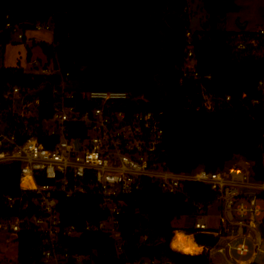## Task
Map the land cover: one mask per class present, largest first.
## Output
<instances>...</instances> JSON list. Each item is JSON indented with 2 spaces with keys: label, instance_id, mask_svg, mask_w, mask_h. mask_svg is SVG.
<instances>
[{
  "label": "trees",
  "instance_id": "1",
  "mask_svg": "<svg viewBox=\"0 0 264 264\" xmlns=\"http://www.w3.org/2000/svg\"><path fill=\"white\" fill-rule=\"evenodd\" d=\"M186 3L187 0H0V29L7 23L29 29L38 21H52V43L42 41L40 45L49 61L58 64L63 72H70V89L81 98L90 89H107L127 91L141 100L145 109L159 115L164 128V158L170 169H216L241 155L253 162L255 176L260 179L264 174V52L253 55L250 51H235L231 43L239 32L219 26L228 12L238 9L235 0H206V27L201 25L191 31L190 38L197 76H183L185 32L189 31ZM179 4L178 13L184 23L177 32L165 23L164 15ZM11 37L12 30L5 29L0 36L2 46ZM54 77L1 65L2 106L9 101L3 99L4 92L18 85L37 90L40 118L52 117L56 98L51 89L44 87L56 82ZM259 80L262 88L258 87ZM201 86L220 98L214 109L206 110L202 105ZM226 95L230 96L228 102L222 100ZM40 140L51 145L41 133ZM21 193L19 164H0V217L25 215V210L11 208L5 202L6 196ZM260 197L264 203V192ZM211 198L213 194L200 183H185L182 192L169 193L145 180L140 189L123 195L126 205L117 215L122 240L118 253L114 241L100 231L62 236L60 242L72 256H84L82 264H125L138 258L210 264L207 254L181 253L173 250L170 242L182 229L174 225V220L181 216L192 218L196 204L205 205ZM98 203L95 194H85L68 200L60 198L58 208L66 225L82 227L86 220L104 216ZM184 228L191 232V223ZM16 238L18 264H45L40 232L22 229ZM195 242L213 244L215 239L196 234ZM172 246L181 248L177 238ZM68 264L80 263L71 258Z\"/></svg>",
  "mask_w": 264,
  "mask_h": 264
},
{
  "label": "built area",
  "instance_id": "2",
  "mask_svg": "<svg viewBox=\"0 0 264 264\" xmlns=\"http://www.w3.org/2000/svg\"><path fill=\"white\" fill-rule=\"evenodd\" d=\"M7 28L18 39L25 38L24 29L11 23L0 29V36ZM34 28L54 31V24L38 21ZM185 37V62L192 64L190 67L184 62L183 76L196 78L190 30L185 32ZM231 44L237 52L262 55L264 26L254 34L237 33ZM32 65L35 69L27 72L55 76L56 82H50L56 98L54 114L50 118H40L41 99L35 89L10 86L3 94V99L9 100L6 106H2L0 100V164H19L22 192L18 196H6L5 202L11 208L26 211L24 216L0 217V233L17 237L22 229H35L42 236L45 264H68L71 258L82 264L86 258L72 256L64 250L60 242L62 236L76 237L83 231L105 232L114 241L118 253L122 240L117 229V215L126 205L123 195L140 189L145 180L169 193L182 192L185 183L196 182L205 185L213 198L205 205L196 204L189 234L194 241L196 234L215 239L213 244H198L201 247L198 253L207 254L210 264L253 262L255 250L264 235L260 227L264 216V203L260 197L264 192V174L260 179L255 176L252 161L236 155L216 169L172 170L164 158V128L159 115L145 109L141 100L127 91L107 89H90L83 92L81 98L70 89V72H63L48 58L44 63L35 60ZM262 86L263 82L259 80L258 87ZM200 93L204 108L214 109L220 98L207 93L203 86ZM129 100H133L134 105L127 107ZM222 100L228 102L230 96L226 95ZM138 102H142L143 107L136 108ZM50 121L54 122L53 126L49 125ZM40 133L50 146L40 140ZM262 138L264 141V133ZM261 163L264 167V148ZM25 177H29L34 185L26 184ZM85 194L97 196L104 216L95 221L86 220L82 227L66 225L58 208L59 199L68 200ZM212 206L217 211L213 226L206 220ZM125 264L166 262L138 258Z\"/></svg>",
  "mask_w": 264,
  "mask_h": 264
},
{
  "label": "rangeland",
  "instance_id": "3",
  "mask_svg": "<svg viewBox=\"0 0 264 264\" xmlns=\"http://www.w3.org/2000/svg\"><path fill=\"white\" fill-rule=\"evenodd\" d=\"M235 2L238 5V9L228 12L225 20L219 26L239 33H244L240 29L255 31L259 27L264 26V0H235ZM186 10L189 15V30L195 31L200 29L202 22L206 19V10L203 8L202 0H187ZM242 24H245V26L241 28ZM23 32L25 33L24 39L20 40L14 34L9 42L4 46H0V66H17L24 68L25 71H31L35 69L32 65L33 61L46 62L47 56L43 52L40 42L52 43L53 31L29 28L24 29ZM191 64L189 61L185 62L187 66L190 65L191 67ZM49 125L53 126L54 122L50 121ZM207 213V223L213 226L216 221L215 213L217 211L212 206L209 207ZM191 222V217L181 216L174 220V225L184 228L188 227ZM178 231L187 233L183 230ZM0 239L3 240L0 244L2 249L0 252V264H17L18 241L16 236L10 235L7 232H1ZM162 261L175 264L165 258ZM253 262L264 264V235L261 238L258 249L255 250Z\"/></svg>",
  "mask_w": 264,
  "mask_h": 264
},
{
  "label": "water",
  "instance_id": "4",
  "mask_svg": "<svg viewBox=\"0 0 264 264\" xmlns=\"http://www.w3.org/2000/svg\"><path fill=\"white\" fill-rule=\"evenodd\" d=\"M206 1V0H203V2ZM181 4H179L175 9L174 11H171V12H168L164 15V21L165 23L174 31H181L182 30V27H183V23H184V19L183 17L178 13V10L180 8ZM245 24H242L241 25V28L244 27ZM202 27L205 28L206 27V23L205 21L202 22ZM51 88V83H48L44 89H50ZM134 105V101L133 100H129L127 102V107H130ZM136 108H141L143 107V104L142 102H138L136 105H135ZM261 227V230L262 232L264 233V225L263 223H261L260 225ZM3 240L0 239V244ZM2 251L1 247H0V252ZM166 264H169V262H166Z\"/></svg>",
  "mask_w": 264,
  "mask_h": 264
},
{
  "label": "bare ground",
  "instance_id": "5",
  "mask_svg": "<svg viewBox=\"0 0 264 264\" xmlns=\"http://www.w3.org/2000/svg\"><path fill=\"white\" fill-rule=\"evenodd\" d=\"M24 182L26 184L30 185V186H33L34 185L33 182L31 181V179L29 177H25L24 178ZM178 230H181V229H178ZM178 230L176 231V237L175 238H177L179 240L180 247L181 248L180 249H177V248H174L172 246V242H173V240L175 238L172 240V242L170 244L171 247L174 248V249H176V250H179L181 252H184V253L192 252L191 254H197L200 251L201 247L199 245L195 244V242H194V240L192 238V235L189 234L188 232L187 233H183V232L178 231ZM196 246L198 248H194Z\"/></svg>",
  "mask_w": 264,
  "mask_h": 264
},
{
  "label": "crops",
  "instance_id": "6",
  "mask_svg": "<svg viewBox=\"0 0 264 264\" xmlns=\"http://www.w3.org/2000/svg\"><path fill=\"white\" fill-rule=\"evenodd\" d=\"M177 230V229H176ZM195 242V241H194ZM195 244H197L196 242H195ZM198 245V244H197Z\"/></svg>",
  "mask_w": 264,
  "mask_h": 264
}]
</instances>
